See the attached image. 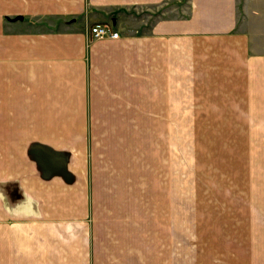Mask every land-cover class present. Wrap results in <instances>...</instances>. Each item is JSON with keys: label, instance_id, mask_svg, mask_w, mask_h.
Listing matches in <instances>:
<instances>
[{"label": "crops", "instance_id": "obj_1", "mask_svg": "<svg viewBox=\"0 0 264 264\" xmlns=\"http://www.w3.org/2000/svg\"><path fill=\"white\" fill-rule=\"evenodd\" d=\"M166 1L0 0V264H165L150 198L158 212L181 118L264 124V52L238 27L245 4L141 16ZM95 23L118 37L90 38ZM33 142L64 166L43 172ZM167 252L175 264V240Z\"/></svg>", "mask_w": 264, "mask_h": 264}, {"label": "rangeland", "instance_id": "obj_2", "mask_svg": "<svg viewBox=\"0 0 264 264\" xmlns=\"http://www.w3.org/2000/svg\"><path fill=\"white\" fill-rule=\"evenodd\" d=\"M239 2L245 7L238 27L253 34L255 51L264 52V1ZM187 13V0L140 12L150 19ZM234 115L181 118L175 169L170 148L171 171L166 163L158 212L151 211L157 207L150 198V240L164 241L165 264L171 263L169 240H175V264H264L263 118Z\"/></svg>", "mask_w": 264, "mask_h": 264}, {"label": "water", "instance_id": "obj_3", "mask_svg": "<svg viewBox=\"0 0 264 264\" xmlns=\"http://www.w3.org/2000/svg\"><path fill=\"white\" fill-rule=\"evenodd\" d=\"M29 152L45 173H53L64 166L65 155L43 143L33 142Z\"/></svg>", "mask_w": 264, "mask_h": 264}, {"label": "built area", "instance_id": "obj_4", "mask_svg": "<svg viewBox=\"0 0 264 264\" xmlns=\"http://www.w3.org/2000/svg\"><path fill=\"white\" fill-rule=\"evenodd\" d=\"M118 34L119 33L117 31H114L111 25L108 23H95L89 28L90 38H116L118 37Z\"/></svg>", "mask_w": 264, "mask_h": 264}]
</instances>
